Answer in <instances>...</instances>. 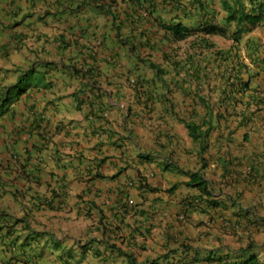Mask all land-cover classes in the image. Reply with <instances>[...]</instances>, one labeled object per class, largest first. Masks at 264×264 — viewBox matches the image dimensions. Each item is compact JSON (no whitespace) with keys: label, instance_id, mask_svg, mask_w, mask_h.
Masks as SVG:
<instances>
[{"label":"trees","instance_id":"trees-1","mask_svg":"<svg viewBox=\"0 0 264 264\" xmlns=\"http://www.w3.org/2000/svg\"><path fill=\"white\" fill-rule=\"evenodd\" d=\"M95 1L96 14H99L104 22L102 26L105 30L102 37L99 35L94 42L89 40V36L88 40L82 36L79 38L75 33L77 23L72 25L68 32L65 28L64 33L56 37L60 61L51 65L52 72L45 69L39 71L44 82L37 87L31 85L25 87L27 91L32 89L26 96L32 99L36 95H43L42 90H48L46 93L49 95L50 91L62 86L63 93L70 91L68 95L73 98L76 111L86 113L88 122L95 127V134L100 137L102 131L108 138L110 129L105 127L109 121L104 113L108 92L98 85L100 78L108 77L110 71L106 70L99 57L104 54L102 50L128 48L140 53L150 51L148 58L152 56V52H161L164 62H168V67L154 65V62L144 57L150 68L159 67L155 78L161 79L163 75L170 73V69L175 74L182 72V82L173 80L171 82L172 85L175 82V90L182 91V95L191 93L192 88L187 84L196 81L200 85L197 90V103L193 102L189 106L193 108L199 106L203 110L200 115L195 110L193 117L185 122L193 143L200 147L198 154L201 166L196 171H185L176 169L172 163H167L165 169L171 167L188 178L184 182L172 183L168 193L173 194L181 186L198 189L200 193L191 194L181 202V215L185 218L192 217L193 214L205 217V221L200 222L198 227L213 228L220 222L222 226L220 238L237 234L239 230L246 233L252 231L256 225L264 221V218L256 214L254 208L240 209L239 206L236 209L231 208L230 214H224L228 210V205L215 195L213 185L205 179L207 176L204 170L207 169L209 161H214L222 168L223 179L232 175L243 176L241 171L232 169L238 166L229 151L230 146L234 144L232 136L236 130L232 127V120L237 122V128H244L253 122L257 114L264 111V39L253 35L259 29L264 31V0ZM86 2L89 3L90 0ZM78 8L69 9L74 17ZM150 22H154V25L147 27ZM79 23L78 25L84 29L81 22ZM130 27L133 33L137 32V37L131 35L133 33ZM217 38L226 39L232 44L221 48ZM212 66L219 69L224 66L229 68L231 71L229 79L220 83L214 80L210 84ZM164 82L168 84L169 89L168 79ZM149 89L152 90L149 93V99L152 100L153 93L155 92L157 97L156 90L162 88ZM26 90L19 91L18 95L27 92ZM135 93L136 96L144 93L143 88H135ZM2 98L0 97V100ZM9 99L10 97L5 102ZM31 110L37 112V126H40L41 122L45 121L44 117L40 116L41 113H38L36 106H32ZM246 139L245 135L243 143L247 142ZM257 158V155L245 158L244 162L248 163V169L242 181L250 186H259L264 192V166ZM107 159L94 160L93 164H89L90 169L87 173L89 180L105 178L101 169ZM80 160L84 159L80 157ZM236 160L237 163H241ZM122 169L123 166L119 171ZM118 174L107 175L105 180L113 182L118 178ZM152 190L157 191L158 188ZM127 196L123 194L120 202L123 203ZM227 200L231 204L235 198ZM105 206H107L105 203H101V207H97L99 216L94 228L97 236L94 235L85 241L86 243L76 241L68 244L65 240L55 238L50 232L41 231L28 234L24 241L11 239L7 246H15L17 252L26 256L29 262L31 257L39 259L46 253L48 259L58 260V263L49 264H86V259L87 264H259L258 257L252 254L242 261L235 260L234 257L240 252L244 253L242 248L240 252L211 249L203 253L198 249L193 250L192 243L190 240L187 242V238L179 242L173 237L168 238L165 243V246L171 243L175 246L168 253L140 260L137 251H147L144 244L153 236L151 228H156V225L152 224L147 226L153 221L148 219L149 216L153 215H148L147 221L143 223L132 224L130 221L135 219L127 221V217L138 218L137 215H140L144 218V213L139 214L136 206L135 214H131L132 207L125 204H122L123 209L120 211L116 206L104 210ZM81 214L79 212V215ZM3 230L0 226V232ZM8 233L12 234V231L9 230ZM204 233L209 235L205 231ZM180 235L182 234L179 233L178 236ZM42 243L44 247L38 253ZM19 262L21 261L10 258L7 263L2 264ZM29 262L25 264H31Z\"/></svg>","mask_w":264,"mask_h":264},{"label":"crops","instance_id":"crops-1","mask_svg":"<svg viewBox=\"0 0 264 264\" xmlns=\"http://www.w3.org/2000/svg\"><path fill=\"white\" fill-rule=\"evenodd\" d=\"M95 2L97 1L87 3L86 0H0V83L3 86L11 84L15 77L8 73L28 69L27 67L32 64L31 60L37 61L36 64L41 66L45 65L43 63H50L52 66L58 63L60 57L56 37L62 32L64 33L65 28L68 32L76 23L75 33L79 38L82 35L84 39L88 40L87 36H89V40L92 42L99 35L101 38L105 28L102 26L103 19L100 18L99 14H96ZM8 5L16 7L15 16L12 17L7 13ZM76 8L78 9L76 10V17H74L69 9ZM79 22L84 29L79 26ZM97 23L99 25H96ZM23 28H25L24 33L21 32ZM13 38H22L20 48L14 50L15 55L5 51V48L9 46L8 44L5 47L2 46L4 39ZM33 50H35L34 53H32ZM102 51L104 54L101 55V60L106 70L110 71L108 77L122 75L121 78L115 76L108 79L109 82L116 85L112 90L114 99L119 100V96L123 97L122 102L110 101V105L113 106L109 107L107 111L109 124L105 127L110 129V137L107 138L106 133L102 131L100 137L95 134L94 125L86 120V113L76 111L74 100L68 95L70 92L68 90L60 93L58 89H55V91H50L49 95L43 92V95L34 96L32 101L30 96L23 95L15 111L10 110L8 112V119L13 115L12 118L5 123L2 119L0 124L2 126V133L0 131L2 144L0 146V158L2 157L0 159V213L5 211L9 215L21 216L25 215L28 209L35 208L33 202L35 199H39L41 202L43 200L51 201L50 204L52 205L53 199L59 196L69 199L75 197L76 194L82 193L86 187L84 184H78L75 181L73 162H76L79 157L91 160L108 158L104 164V169L108 173H115L121 166L124 167L129 163L134 169L131 168L126 172L129 177L135 178L138 177L139 172L144 173V176L148 177V183L160 190L156 193H145L146 200L141 207L142 212L153 215V224L156 225L152 231L153 236L146 242L148 255L152 254L151 256L155 257L157 254H162L165 248L170 246H165L168 238L173 237L182 241V238L196 240V237H199L200 240L194 243L193 250L198 249L203 253L213 249L207 243L214 240L215 249L218 251L229 249L228 251L232 252L243 247L246 250L245 245L252 242L251 251L263 253L259 259V264H264V237L259 239V236H264V221L256 225L250 232L246 233L239 230L237 234L232 235L235 241L231 242L230 246L225 245L224 240L218 237V234L222 235L220 222L214 225L215 228L198 227L195 223L182 228L177 223H173L179 212L181 200L195 191L182 186V189L173 194L165 192L172 183L184 182L187 178L176 174V169L170 168L164 171L156 164L162 161L157 156L153 158L155 162L151 158L147 161L141 160L140 156L144 153L142 151H145L143 142L145 137L154 136L156 140L157 136L162 137L167 134L168 136L171 134H175L176 137L182 136V126L169 113L155 114L154 111L148 113L142 108L138 109L139 106L136 105L137 101L133 90L125 78V72L128 69L138 67L136 55L134 56L132 52L122 54L116 49ZM51 65L48 66L47 70L52 72ZM40 69L42 70V68ZM102 81L106 86L107 81L105 79ZM3 86L0 85V87ZM59 96L62 97L59 98ZM31 102L35 104L38 113H41L40 116L46 115L44 118L46 121L41 122L40 126H37V112L31 110ZM124 105L126 106L125 109L122 108ZM130 106L132 112L127 113V107ZM44 108H46L45 113L43 112ZM69 110L70 112H68ZM143 110L144 112H140ZM131 137L133 142L130 140ZM101 143L103 144L101 145ZM94 146H96V150L93 151ZM189 148V144L169 145V152H173L174 157L177 155L176 149H179L181 153L183 152L180 162L185 171L197 169L200 165L196 151L193 152ZM13 154L18 155L21 159L19 166L22 169L42 168L51 188L46 190L33 186L27 182L28 178L25 175L20 178L26 180L21 184L11 183L10 174L13 173V166L11 165L13 161L9 159ZM35 155L38 156V159H35ZM152 173L153 177H150L149 174ZM216 179L218 180V178ZM119 181L122 182V179L120 178ZM18 183L20 182L18 181ZM92 183L86 182L88 190ZM98 183V188H101V184L106 182L98 181ZM117 183L118 181L115 182V184ZM18 186L22 187V192L28 191L30 195L22 198L20 191L14 189ZM234 192L240 194L238 198L240 208L254 206V209L256 208V211L259 209L262 218H264V192L259 186L254 187L247 185V183H241ZM38 210V215L41 216L56 214L48 211L43 212L40 210V206ZM229 211H225L224 214H230ZM259 211L258 214H260ZM192 217L197 220V215ZM141 220L144 219L138 216L137 223ZM198 220H200L199 217ZM50 226L52 227V225ZM204 231L209 235L205 234ZM173 232H175L174 235ZM179 233L182 235L178 236Z\"/></svg>","mask_w":264,"mask_h":264},{"label":"clouds","instance_id":"clouds-1","mask_svg":"<svg viewBox=\"0 0 264 264\" xmlns=\"http://www.w3.org/2000/svg\"><path fill=\"white\" fill-rule=\"evenodd\" d=\"M90 1H95V0H90ZM16 7L14 6H7V13L10 16H15V14L17 13V11H15ZM154 25V22H150L149 25L147 27H151ZM131 29V33H133L132 28ZM22 33L25 32V28H23L21 30ZM131 35H136L137 37V32L131 34ZM24 36V35H23ZM82 36V35H81ZM133 37V36H132ZM9 40V42H8ZM9 45L5 48L6 52H9L10 54H14V50L15 49H19L20 45L22 44V38L21 39H4L2 46L5 47L6 45ZM187 47V46H186ZM184 47V48H186ZM220 47V46H219ZM169 48V47H168ZM223 48V47H221ZM117 51H119L120 53H126V52H132L134 54V56L136 55L137 61H138V67H134L132 69H128L125 72V78H126V82L127 84H129L130 88L133 90L134 96L136 98L137 101V106L138 109L142 108L144 110H146L148 113H155V114H161V113H169L172 115V117H174V120L177 121L178 124H180L182 126V136H178L176 137L175 134H171L170 136H168V134L166 136H162V137H158L157 139L153 140V141H149L148 144H146L145 151L143 154H141V160L147 161L148 159L151 158V160L153 162H155V159H153L155 156H157L158 158H160L162 161L160 163H156L159 167H161L164 171L169 170L170 168L165 169V165L167 163H172V166H175L176 169H185L184 167H182L180 159L182 157V153L179 151V149L177 150V155L176 157H174V153L173 152H169V145L170 144H176V145H187L189 144L190 148L189 150L191 151H196L197 154V158L199 160L200 163V159H199V146L197 144L193 143L192 138L189 135V131L185 125V122L187 120H190L193 116V113H198V115H200L199 113H201L203 110L197 106V107H192L189 106V104L191 105V103L195 102L197 103V97H198V93L197 90L200 88V85L197 84L196 81H194L192 84L188 83L187 86L191 87L192 91L191 93H189L188 95H182L183 92L179 91V90H175L174 85L175 82L173 83V85L171 84L172 80L176 81V82H182V72L180 74H175L173 73V71L170 69V73L163 75V77L161 79L155 78L156 74H157V69L159 67H154V68H150L149 67V63L145 60V58L150 59L152 62H154V65L157 66H161L163 65L164 67H168V62L165 63L162 57V53L161 52H152V56H150L148 58V55L150 53V51H142V53H140L139 51H135V50H131V49H124V50H119L116 49ZM170 50V49H169ZM166 49V51H169ZM149 52V53H148ZM32 53H34L32 51ZM182 53V50H181ZM100 58H102L99 55ZM145 57V58H144ZM82 65H83V61L80 59ZM31 65H29L27 68L28 69H21V70H17V71H13V72H9L8 74H11V76L15 77V80L7 85V86H3L2 83H0L1 86H3L1 88L0 91V97H3L2 100H0V109L3 108L6 103V111L4 113V115L1 117L2 119H7L9 120L10 118H12L13 115L10 116V118L8 119L9 115L8 112L11 111H15V109L19 106V102L22 100L23 95L29 93L28 91L32 89H28V91L26 90V88L24 87L23 89L26 90L27 92H23L22 94H20V98H18V101L14 104V106H9V102L11 101V94H12V90L15 87H19V84L22 83V81L24 80V77L28 75V73L34 72V71H42L40 68L47 70L48 66H50V63H43L45 64L44 66L38 65L36 63H38L37 61L31 60ZM50 64V65H49ZM39 66V67H37ZM82 68V66L80 67ZM212 69L210 68V80L211 83L215 80V82H219L220 81H227L231 75V71L229 68L227 67H222L221 69L219 68H215L214 66H212ZM53 69V67H52ZM162 69V68H160ZM165 72V71H164ZM215 72V76L213 77V73ZM166 73V72H165ZM217 74V75H216ZM119 77L121 78L122 75H112L110 77H106L103 76L100 78V84L98 86L104 88L108 93V97H107V103L104 107V113L105 116L107 118V111L109 109V107H112L113 105H110V101L117 103L118 101L122 102L123 97L119 96V100H115L113 97V92L112 90L115 88V84L111 83L108 81L109 78L112 77ZM105 77V78H104ZM17 78V79H16ZM103 79H105L106 82V86L103 83ZM153 79L151 82L150 80ZM168 79V83L170 85V88L168 89L167 86L168 84L164 81H166ZM148 80V81H147ZM147 81V82H146ZM140 82V84H139ZM114 87V88H113ZM162 88V89H158L156 90L157 92V97L156 93L154 92L152 95V100L149 99V93L152 91L149 88ZM61 88V89H60ZM135 88L141 89L143 88L144 93H141L140 95L136 96L135 93ZM23 89H19V91L21 92ZM56 89H60L59 92L63 93V87L62 86H58ZM19 91L17 93H19ZM48 90H42L41 93L43 92H47ZM118 91H120L118 89ZM10 95V96H9ZM192 95V96H189ZM10 97V99L8 101L5 102L6 99H8ZM27 98V97H26ZM33 99H31L32 101ZM26 101V100H25ZM24 101V102H25ZM170 102L171 103V107L167 106V103ZM3 103V104H2ZM24 104V103H23ZM35 104L33 102H31V106H34ZM123 109L126 108V106H122ZM140 111V112H144ZM156 110V111H155ZM196 110V112H194ZM127 113H131L132 112V107H127ZM43 112H46V108L43 109ZM82 112V111H80ZM46 117V115H44V118ZM108 119V118H107ZM87 120V119H86ZM46 121V119H45ZM44 121V122H45ZM88 121V120H87ZM6 121L4 120L3 123H5ZM261 123V128L264 131V111L260 112L259 114H257V116L254 118L253 122L250 123L247 127L244 128H237V122L232 120V127H234L235 133L232 136V139L234 141V144L232 146H230L229 151L230 154L232 155V157L235 158V163L238 165L235 167V169L232 167L233 170L236 171H241L242 173V177H238L235 175H232L231 177H227L225 179L222 178V168L219 167V165L214 162V161H209V165L207 167L205 171L206 173V180L213 185L212 190L215 191V195L219 198V200L223 201L226 205H228V210L229 211L231 208H237L238 206H240L239 204V200L238 198L240 197L239 193L234 192L241 183H244L242 181V178L244 179L245 177V173L246 170L248 169V163L244 160L246 157L248 156H253V155H257V159L259 160V162H261L264 166V150H262V148L264 147V140L261 141V144L259 145H253V148L251 147V139L252 136L249 134L248 128L252 127L253 125L255 126L256 124ZM109 124V123H108ZM3 125V124H2ZM0 126V131L2 133ZM106 129V128H105ZM166 134V133H164ZM247 137V142L244 141V137ZM136 137V135H134ZM1 141V140H0ZM161 143V144H160ZM141 147V145H140ZM260 149V150H259ZM92 150H96V146H94L92 148ZM2 158V157H1ZM0 158V159H1ZM84 158V157H82ZM103 159V158H102ZM238 159L241 163H237ZM11 161H13V163L11 164L13 166V170H12V174H10V181L11 183H17V185L21 184L22 182L26 181L24 179H20L21 177H24V175L28 178L27 182L32 184L33 186H37V187H41L44 189H50L51 185L48 182L47 176L45 171L42 168H37V167H32V168H28V170L26 169H22L20 165V161L21 159L18 157V155L13 154L11 156V158L9 159ZM99 161L97 159H87L85 158L83 161L80 160V157L76 159V162H73L74 165V171H75V181L78 184H84L86 189L80 193V194H76L75 197L72 198H65L64 196H59L56 199H53V203L52 205L50 204L51 201H46L43 200L41 202V200L39 199H35L34 202V207L33 209H28L27 213L25 215H21V216H14V215H9L7 212L3 211V213H0V226H2V228L4 229L3 231H1L4 234H7L8 237H4L3 238V245L7 244V243H11V239H20V241H24L25 238L27 237L28 234L31 233H37V232H50L51 234H53L55 236V238L60 239V240H65L66 242H68V244H72L73 242L79 241V242H87L88 239L92 238L94 235L97 236V232L95 226L97 225V221H98V210L97 207H101V203H105L107 206L103 207L104 210L110 208V206H116L117 209L120 211L122 208V204L128 205L129 207H132L133 212L131 214H135L136 211H134V207L136 206L138 209V213H144V220H141V222L143 223V221H147V214L145 212L141 211V207L144 204L145 200H146V194L145 193H156L159 192L160 190L158 189L157 191H153L152 189H157V187H152L147 179V176H144V173L139 172L138 173V177L136 176L135 178H131L129 177L126 172L128 170H131V165L129 163H127L126 166H124L121 171H117L115 173H108L105 169H104V165L102 167V173L105 175V178H96L94 180H89V176L87 175L89 169H90V165L93 161ZM4 162V161H1ZM106 162V161H105ZM104 162V164H105ZM93 164V163H92ZM234 164V161H233ZM92 166V165H91ZM201 164L199 165L198 169L200 168ZM93 168H95V166H92ZM132 170H134L132 168ZM197 169H194L193 171H196ZM80 171V172H79ZM116 173L118 174V178L113 181L110 182V180H105L106 176L108 175H114ZM237 173V172H236ZM176 174L178 175H182L178 172H176ZM150 177H153V173L149 174ZM122 179V182L119 181V179ZM218 178V180L216 179ZM188 179V178H187ZM18 181L20 183H18ZM98 181L101 182H106L104 184H101V188H98ZM118 181L117 184H115V182ZM86 182L88 183H92L90 189L88 190V186L86 184ZM245 184V183H244ZM10 186H13L10 184ZM184 187V186H183ZM64 188V187H63ZM170 188V187H169ZM168 188V189H169ZM187 189V187H185ZM15 190L20 191L19 193H21L22 198H26L30 195V192L25 191L22 192V187L18 186L14 188ZM168 189H166L165 192L168 193ZM182 189V186L179 188ZM179 189H177L176 191H178ZM190 190H194L195 192L193 194H198L200 193L199 190L197 189H193V188H188ZM175 193V192H174ZM124 195H128L127 199H125V201L123 203L120 202V198H122V196ZM170 194V193H169ZM190 195L186 196L185 198H183L181 200V202L186 199L187 197H189ZM235 198L234 201H231V204H236L237 206H232L230 204V202H228L227 199L229 198ZM85 198H88L87 200ZM41 202V203H40ZM181 202H180V208H179V212L177 213L176 219H174L173 223H177L178 225H180V227H185V226H190L193 225L194 223L198 226V224L200 222H204L205 221V217H201L198 214H193V215H197V220H194V217H190L189 218H185L184 216L181 215ZM40 206V210H42L43 212L48 211V212H53L56 214H49V215H38L39 213V208ZM243 209H247V208H253V207H242ZM241 209V208H240ZM79 212H81L82 214L79 215ZM258 211H256L255 213H257ZM90 213V214H89ZM259 215V214H258ZM260 216V215H259ZM135 216H129L127 217V221L130 220H134L135 221H130L132 224H135V222L138 221V218H134ZM138 217V215H137ZM150 218H148L149 220H153L150 221L147 226L149 227L150 224L154 225V219L153 217H151V215L149 216ZM198 217L200 220H198ZM262 217V216H260ZM171 218V217H170ZM90 219L95 220V222L92 225H89L88 221ZM74 221H78V222H82V223H86L88 224L90 227L87 229V231H85V233H87V237H85V235L82 233V231H80V233H70V226L73 225ZM140 223V222H138ZM52 225V227L50 226ZM56 225V226H55ZM49 227V228H48ZM211 228V227H209ZM154 229V227H153ZM153 229L151 228V230L153 231ZM11 230L12 234H9L8 231ZM93 233L92 235L90 233ZM175 234V232H173V235ZM182 234V233H181ZM190 240V241H189ZM200 238L196 237L195 239H188L187 238V242L189 241L190 243H192V246L194 245V243L199 242ZM183 241V238H182ZM179 241V242H182ZM85 242V243H86ZM147 242V241H146ZM43 243L41 244L38 253L43 249L44 246H42ZM50 245V244H49ZM144 246H147L146 244H144ZM252 246V242H250L249 244L245 245L246 249ZM79 247V245H78ZM147 248V247H146ZM175 248V246H173V243H171L170 246H168L167 248H165V251L162 254H157L155 257H158L160 255H164L165 253H168L169 250ZM214 250H217L215 248H213ZM242 249L245 250V248L243 247ZM16 250V251H15ZM229 250V249H228ZM240 249H238L237 251H239ZM218 251V250H217ZM220 251H224L223 249H221ZM138 254V258L140 260L144 259L145 257L147 258L149 257H153L151 256L152 254L148 255L147 251H143V250H138L137 251ZM90 255V254H89ZM153 257V258H155ZM10 258H15L16 260H19L21 262H19V264H25V262H29L27 260V257L22 255L21 253L17 252V249L15 246H7V250L6 252L4 251H0V264L4 263V262H8L10 260ZM91 258V255L90 257ZM170 260L172 261V258L170 257ZM50 262H56L58 263V260L51 258L48 259L47 257V253L42 256L41 258L37 259L35 256L31 257V260L29 263L31 264H49ZM85 263H88V259L85 260Z\"/></svg>","mask_w":264,"mask_h":264},{"label":"rangeland","instance_id":"rangeland-1","mask_svg":"<svg viewBox=\"0 0 264 264\" xmlns=\"http://www.w3.org/2000/svg\"><path fill=\"white\" fill-rule=\"evenodd\" d=\"M253 35L258 36L261 39H264V31H262L260 29L257 30V31H255L253 33ZM217 42H218V45L220 47H228V46H230L232 44L231 41H228V40L223 39V38H217ZM40 72L39 71H35V72L28 73V75L24 77V80L22 81V83L19 84V87L13 88L12 94H11V101L8 104L10 107L11 106H14V104L18 101V98H20V96L17 93L19 91V89H23L24 87H30V85H31V87H37V85H40L42 82H44V80L41 78L42 74ZM215 101H216V99H215ZM6 105H7V103H6ZM6 105L3 108L0 109V124L2 123L1 117L4 115V113L6 111L5 110L6 109ZM167 106L168 107H171V103L168 102L167 103ZM68 112H70V110ZM4 120L7 121V119H4ZM172 130L174 131V128H172ZM173 131H170V132L173 133ZM248 131H249V134L252 136V139H251V145L252 146L251 147L253 148V145H259V144H261V141L264 140V131L261 128V123H258L255 126L253 125L252 127L248 128ZM154 139H155L154 136L153 137H150L148 135L147 137H145L143 139L144 147H146V144H148L149 141H153ZM130 140L133 142L132 137L130 138ZM0 146H2L1 141H0ZM34 157H35V159H38V156L37 155H35ZM252 207L254 208V206H252ZM258 211H259V209H258ZM259 215L261 216V212H260ZM94 222H95V220H93V219H90L88 221L89 225H92ZM89 225L86 224V223L74 221L73 225H71L70 228H69L70 229L69 232L70 233H74V232L75 233H80V231H82V233L85 235L84 238H86L87 237V235H86L87 233H85V231H87V229L90 227ZM213 228H214V226H213ZM90 234L92 235L93 233L91 232ZM4 237H8L7 234H4V233L0 232V251L2 250L4 252H6V250H7V244L8 243L3 245V238ZM218 237H220L219 234H218ZM261 237L263 238L264 236H259V239ZM222 238L224 240L223 243H225V245H227V246H230L231 245V242H234L235 241L234 238H233V236H230V237L229 236H226V237L225 236H222ZM257 243H258V239H257ZM202 245H204V243H202ZM207 245L209 247H211V248H216L215 240L213 242H211V243L210 242L207 243ZM220 246L222 247V244H220ZM251 250H252L251 249V246H249L246 250H244V253H243V251L242 252L238 251V252H240L242 254L239 255L240 254L239 253L237 256L234 257V259L235 260H241L242 261L244 259L249 258L250 257L249 256V252ZM250 254L255 255L256 257H258V259H260L261 258V255L263 253H257L256 251H251ZM232 255H233V253H232ZM232 258H233V256H232Z\"/></svg>","mask_w":264,"mask_h":264}]
</instances>
